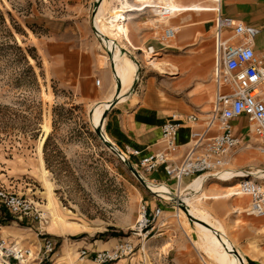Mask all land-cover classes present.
Segmentation results:
<instances>
[{
    "label": "rangeland",
    "instance_id": "rangeland-1",
    "mask_svg": "<svg viewBox=\"0 0 264 264\" xmlns=\"http://www.w3.org/2000/svg\"><path fill=\"white\" fill-rule=\"evenodd\" d=\"M101 1L110 10L122 7V0ZM100 2L0 0V186L30 199L42 213L41 222L28 217L18 219L1 208V236L37 252L43 243L42 231L59 240L60 232L76 230L73 232L85 231L87 241L97 240L101 247L113 242V247L105 250L133 241L136 245L133 262L139 264H219L220 257L224 264H238V256L247 258V264H264V216L246 212L218 215L224 228L204 207L205 204L211 208L215 202L212 199H227L217 192L233 184L223 180L208 182L209 193L217 194L205 193L202 203L187 205L193 217L194 207L207 211L213 223L217 220L226 229L224 234L202 230L199 223L189 222L185 210L175 208L173 202H161L164 211L152 223L147 238L133 234L141 204L146 203L151 210L160 201L129 166L136 168L139 158L130 155V159L123 160L97 134L92 116L109 96L110 87L105 86L104 76L108 74L113 79L111 70L105 66L116 68L121 86L119 100L133 86L142 91L149 80L153 86L186 98L188 91L203 81L190 79L188 70L176 58L194 53L205 55L209 46L214 55L217 15L214 12L184 14L176 18V23L186 18L194 22L208 19L191 27L189 35L177 47L173 40L164 37V29L172 21L154 25L150 21L156 17L154 12H137L129 20L126 50L118 56L116 48L113 65L109 50L92 23ZM104 38L114 47L110 39ZM183 41L197 45H186ZM138 46L142 49L137 50ZM146 54L157 62L174 63L179 70L159 73L148 64ZM103 56L109 58L108 64ZM164 68L160 70H173L166 64ZM98 80H102V87L97 85ZM209 81L213 83V69ZM110 112L111 109L106 112V119ZM242 120L247 123L246 118ZM105 126L108 136L107 122ZM248 139L245 137L232 158L231 168L239 172L260 163L255 140L250 141L253 147L244 149ZM136 170L143 178L154 181L152 174L140 167ZM154 182L168 185L173 191L169 190L172 198L178 199L173 183ZM230 197L234 204L240 199V196ZM165 198L171 200V197L162 199ZM244 198V206L249 208L250 198ZM179 209L185 212L187 225ZM53 213L60 217L59 222ZM194 240L199 242L200 249L194 246ZM206 240L213 243L219 256L205 251L209 247ZM229 247L240 255L230 252ZM0 264L5 263L0 260ZM10 264L35 262L31 258L23 263L12 260Z\"/></svg>",
    "mask_w": 264,
    "mask_h": 264
},
{
    "label": "built area",
    "instance_id": "built-area-1",
    "mask_svg": "<svg viewBox=\"0 0 264 264\" xmlns=\"http://www.w3.org/2000/svg\"><path fill=\"white\" fill-rule=\"evenodd\" d=\"M216 15L213 75L216 96L211 110L189 115L179 114L166 121L162 125V147L158 151L142 156L139 150H127L129 155L124 151L125 157L122 154L120 157L123 160L130 159V155L138 157L136 168L140 167L150 174L162 170L168 182H173L177 188H181L186 182L202 175H206L208 181L211 179L221 181L223 172L232 169L231 163L236 149L244 143L245 137H248L246 147H253L250 141H256L255 149L260 163L248 166L243 170L242 176L232 177L226 183L235 187L234 196L250 198L246 212L248 215L263 217L264 61L257 55L254 47L255 38L260 30L256 26L243 24L224 15L222 9L217 10ZM95 30L100 37V33L96 28ZM175 35L171 27L167 26L164 29L165 39L173 40ZM97 85H100L99 80ZM243 118L247 119L246 124L242 121ZM185 127L190 129L189 141L180 145L177 138L180 130ZM117 149L120 148L117 146ZM157 199L160 205L154 209L150 210L146 203L140 206L139 219L132 231L142 239L150 235L152 223L163 213L161 202H173L175 207L179 208V202L174 198ZM1 208H6L18 219L22 217L39 221L42 219V213L30 199L2 187ZM41 235L42 246L34 252L32 248L21 247L16 241H11L0 233V260L10 264L12 260L23 263L33 258L35 264H51L54 258L60 256L58 241L44 231ZM135 252L134 242L124 241L111 250L97 251L93 254V260L97 264H110L129 258ZM88 255V250L81 251L82 259Z\"/></svg>",
    "mask_w": 264,
    "mask_h": 264
},
{
    "label": "crops",
    "instance_id": "crops-1",
    "mask_svg": "<svg viewBox=\"0 0 264 264\" xmlns=\"http://www.w3.org/2000/svg\"><path fill=\"white\" fill-rule=\"evenodd\" d=\"M210 1L213 2L215 6L214 9L210 11H202L199 13L193 12L189 15L213 12L216 13V8L218 5L215 0ZM221 9L224 15L235 18L243 24L252 25L259 28L260 32L255 38L254 47L257 55L261 57L264 61V0H222L220 4V10ZM175 19L176 18L172 19V22L169 24V27H176L177 29V31L175 32V38L173 39V42H175L174 46L177 47H179L182 40L189 35L191 27L197 24L206 23L208 20L202 19L198 22H194L186 18L181 19L179 22L176 23L174 21ZM183 43H185L186 45H197L195 43H187L185 41H183ZM141 49L142 48L138 46L137 50ZM128 52L131 53L129 50ZM120 54L121 53L119 52V55ZM145 58L148 64L151 67L153 66V68L155 67L154 69H156L159 73L171 74L176 73V71L179 70V68L174 63L157 62L155 61L154 57L152 60L150 54H146ZM176 61L184 69L188 70L190 79H193L195 81L201 79L203 83H200L196 87L194 86L193 89L189 90L186 95V98H181L170 94L168 91L158 86H153L149 80L144 86L145 89H143L142 91H137L133 86L131 90L125 93V98H121L120 100L118 99L116 104L111 107V112L106 122L107 130L109 132L108 136H110L109 138L112 142L116 144V146H118L122 150L124 154V150H139L140 152H142V156H146L151 154L152 152L158 151L162 147V125L166 121L179 114L189 115L196 112L202 113L211 110L216 96V86L215 84H213L214 79L212 84L209 81L210 76L212 75V69L213 75L215 70V52L213 55L212 47L209 46L207 48L205 55H201L200 53H194L191 55L178 56L176 58ZM165 64L167 66H171L173 70H169L168 68L167 70H160V68L165 69ZM105 67L106 70H111L112 75L114 74V70L112 67H110V69L107 66ZM114 75L113 79L110 78L108 74L104 76L105 86L110 87V89L108 98L102 102L107 103V100H113L116 94V92L114 94V86L116 85V81H114ZM207 77L208 80H206ZM99 81V86L102 87V80ZM111 102H108L107 104L110 103V105L112 106ZM189 134L190 129L188 127L182 128L177 138L178 143L180 145L186 144L189 141ZM152 175L154 176V181L156 182L169 183L162 170L156 173H152ZM188 184L185 183L181 188L187 186ZM159 185L163 186L168 191L170 190L173 193L172 189L168 185L163 183H159ZM173 185L176 186L175 183H173ZM231 187L232 186H227V190L217 193L228 192ZM175 188L176 194L178 195L181 188H177V186ZM209 190V184L207 183L206 193L208 195L217 194L216 192L210 194ZM158 197L163 198L167 196ZM231 198L233 197L227 199H212L215 200V202L212 204L211 208L206 207L204 204L205 209L208 210L215 219L220 221L223 224L224 228L225 225L220 219V217L230 216L231 214L236 213L234 212V209L238 207L245 208L244 212H246L248 209V206H244V196H240V199L236 201L237 204L230 202ZM202 202L203 198L201 203ZM244 212L236 214H243ZM218 215L220 217H218ZM73 231L76 230H67L65 232H60L61 234H59L58 236L60 239L57 240L60 256L54 258L51 264H97L93 260V254H95L97 251L110 249L113 247V242H111L108 243L107 246L102 245V248L97 240L93 242H88L86 239L88 237L83 235L84 233H86L85 231L77 233ZM73 236L79 237L73 239ZM84 249L89 251V255L82 259L81 251ZM133 256L116 262H112L110 264H133ZM247 263L248 260L246 258V264Z\"/></svg>",
    "mask_w": 264,
    "mask_h": 264
},
{
    "label": "bare ground",
    "instance_id": "bare-ground-1",
    "mask_svg": "<svg viewBox=\"0 0 264 264\" xmlns=\"http://www.w3.org/2000/svg\"><path fill=\"white\" fill-rule=\"evenodd\" d=\"M97 1L100 2V0H97ZM215 1L218 5L216 9L220 10V4L222 0H215ZM105 6L103 5V2L101 1L96 14L94 15L93 24L95 28L97 29V31L100 33L101 40L104 42L105 46L109 50L110 61L113 65L115 63V56H117L116 48H117V52L119 56V52L124 51L129 42V35H130V29L128 26L129 20L133 15L137 14V12L146 11V10H150L154 12L155 14L154 16L156 17L153 16L154 17L153 19H151L150 17L149 18H150V21L155 25L158 23L167 24V23H170L173 18H178L184 14H190L193 12L199 13L202 11H210L214 9L215 7L213 2H211L210 0H122L121 8L110 10L106 6V9L104 10ZM171 28L175 31L173 27ZM103 36L110 39L114 47L111 46L108 40H106V38H104ZM103 58L105 59V64H108L109 58L105 56H103ZM113 70L115 74L113 75L115 79L117 80L118 78H116L117 76L116 68L114 67ZM116 90H117V84L114 86V94L115 92L116 94L115 96L113 94L114 96V98L112 97L113 100L112 99L107 100V103L111 102V100L113 102L114 100L119 99L121 91L118 94ZM107 103L103 105L101 104L99 107L95 109L93 116H92V121L94 123V126H97L98 128L102 130V133L104 134L106 139L111 141V139L105 133V124L107 120L106 112L107 110H110L112 107L110 103L109 104ZM246 148H250V147H245L244 149ZM120 154H122V152H120ZM242 175H243L242 171L239 172L236 169L235 170L227 169L221 175L220 180L229 181V179L232 177H239ZM145 182H146V188L150 192L153 191L152 193L156 194L157 197L167 196V197H171L172 199L171 192L168 191L163 186L159 185V183L157 184L147 178H145ZM190 182H186V184L188 183L189 184L181 188L177 195L178 198L181 201H183L185 206L188 208V211L185 210V212L187 213L189 217V222L191 221V218H192L194 220V224L199 223V226H201L202 230L211 229L214 231V233L216 232L218 235L224 234L223 232L225 230L223 226L217 220H215V222L213 223L211 219L209 218L208 213L205 210L198 208V207H194L193 210H194L195 217L190 215V207L187 205V203H191V202L199 203L202 201V198L205 196V193H206V187H207L206 185L208 183V180H207L206 175H202V176L194 178ZM234 189L228 193L227 192L222 193L221 195L222 198H228L229 196L234 195ZM244 209L245 208L243 207H238L234 209V211L242 213L244 212ZM179 211H180L179 215L185 219L184 222L187 225L185 212L180 209ZM53 218L58 222L60 220V217L56 213H53ZM206 241L209 247H207L205 251L206 252L213 251L216 254V256H219L220 252L214 248L213 243L210 240L209 241L206 240ZM193 244L196 248L200 249V245L197 240L196 241L194 240ZM228 244H229V240H228ZM229 250L230 252L236 254L235 250L232 247H229ZM229 258L231 259L232 257L229 256ZM219 262H220L219 264H224V260L221 257L219 259ZM238 264H246V259H244L241 256H238Z\"/></svg>",
    "mask_w": 264,
    "mask_h": 264
},
{
    "label": "water",
    "instance_id": "water-1",
    "mask_svg": "<svg viewBox=\"0 0 264 264\" xmlns=\"http://www.w3.org/2000/svg\"><path fill=\"white\" fill-rule=\"evenodd\" d=\"M93 22H94V17H93ZM92 22V23H93ZM94 25V24H93ZM121 91V86H120V82L118 81L117 79V92L118 94L120 93ZM117 100H114L112 102V107L116 104ZM108 111V110H107ZM97 134L99 135V137L102 139V141L109 147L111 148L112 150H114L119 156H120V152L119 150L117 149V147L115 146V143L110 141V140H107L106 137L104 136V134L102 133V131L97 128ZM131 170L133 171V173L139 178V180L146 185V182L144 180V178L142 177V175L136 170V168L132 165V164H129ZM162 199V198H161ZM178 200L179 202V208H182L183 210H186L188 211V208L185 206L184 202L181 201L180 199H176ZM191 221H194L192 218H191ZM236 254L240 255L238 251H235Z\"/></svg>",
    "mask_w": 264,
    "mask_h": 264
}]
</instances>
